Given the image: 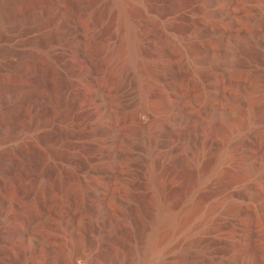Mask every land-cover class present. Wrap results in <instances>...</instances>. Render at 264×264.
Returning <instances> with one entry per match:
<instances>
[{
	"label": "rangeland",
	"instance_id": "rangeland-1",
	"mask_svg": "<svg viewBox=\"0 0 264 264\" xmlns=\"http://www.w3.org/2000/svg\"><path fill=\"white\" fill-rule=\"evenodd\" d=\"M130 27L135 33L157 32L163 42L162 84L153 90V101L178 125L167 139L174 160L164 168L165 202L183 218L174 242L190 227L199 229L207 214L202 243L207 261L192 257L190 263L235 258L226 244L231 235L221 230L220 203L231 188L229 173L240 169L253 203L241 221L249 230L245 249L260 255L264 248V131L237 153V167L226 179L212 173L224 134L240 125L248 96L263 85L264 0H0V264H51L63 246L74 248L79 238L83 253L119 264L120 258H133L135 242L144 243L154 219L152 192L142 182L125 186L119 177L126 178L127 162L113 168L119 177L108 200L91 204L103 222L111 223L119 201L131 199L135 232L98 245L99 229L81 215L78 194L87 175L109 163L98 148L103 135L95 134L93 124L112 127L124 154L123 140L136 123L133 107L110 115L115 93L128 92L127 101L134 103V76L129 73L122 87L112 75L91 84L80 64L101 71L114 48L118 59L124 58ZM243 42L249 50L241 68L225 76V54ZM186 52L190 64L182 62ZM94 92L100 100L82 105L84 95ZM188 146L206 151L197 167L188 161ZM128 163L141 171L140 164ZM44 181L53 185L54 195L40 192ZM177 250L170 252L171 260Z\"/></svg>",
	"mask_w": 264,
	"mask_h": 264
},
{
	"label": "bare ground",
	"instance_id": "bare-ground-1",
	"mask_svg": "<svg viewBox=\"0 0 264 264\" xmlns=\"http://www.w3.org/2000/svg\"><path fill=\"white\" fill-rule=\"evenodd\" d=\"M16 12V10L13 11L15 15H17ZM127 21L126 23L128 24L126 26H130L129 20ZM130 31L129 44L126 46L128 51L125 52L127 55L125 54L124 58L118 59L119 51L117 48L114 50V48L109 53L107 52L104 62L105 66L101 71L93 70L89 66L91 64L87 65L88 62L80 64V67L84 64L85 67H83L86 69V71L83 69L85 71V74L82 75L84 76L83 79L91 84H95L97 79L112 75L122 87L125 85L129 73L134 76V103L130 104L127 101L128 92L125 91L120 94L122 91L119 89L120 93H115L116 95L111 96L113 111H110V115L117 116L133 107L136 121L129 134L123 140L126 150L124 154L118 151L117 138L112 134L114 130L112 127L107 128L101 121L93 124L95 134L103 135L98 148L101 156L108 159L109 163L100 171L90 172L87 175L88 180L79 185L80 213L88 222L99 229L98 245L100 244V246L103 243L111 242L119 233L135 232V222L132 215L135 205L134 202L130 201L131 199L127 198L119 201L116 215L115 217L113 216L111 223L103 222L99 216V210L94 209L95 207H92L93 204L91 203L98 204L108 200L112 183L119 177L114 172V167L123 162H127L128 165V161L136 162L142 167L140 172L130 169V165H125L126 170L124 173L126 178H119L125 186L142 182L151 189V206L153 207L154 219L143 233L144 243L142 246L140 247L137 242L132 246L134 248L133 258L131 260L125 257L120 258L119 264H191L192 257L207 261V247L202 244L204 241L203 236L207 235V214H205V220H203L204 222L199 229L196 228L197 230L193 231L190 227V230H186L187 232L182 239L180 238L178 242H174V234L182 227L183 218L181 219V215L171 211L164 199L165 189L168 186L167 179H169H166L164 168L173 162L175 155L172 147L173 143L171 144L172 141L167 139L168 137L172 139L178 125L168 116L162 114L159 110L160 107L158 108L155 104L156 102L154 103L153 101V90L160 88L162 84L160 61L163 42L157 32L135 33L131 30V27ZM145 47L151 48L153 54L148 55L147 52L145 53ZM248 50L249 46L243 42L228 51L223 58L222 73L228 77L234 75L241 68L240 65H242L243 58ZM182 62L192 63V55L189 52L184 53ZM259 90V93L248 96L246 103H248L249 109H247L246 115L240 121V125L232 126L233 129L229 132L223 129L226 133L224 134L223 148L216 157V163L212 171L214 176L226 179L230 168L234 166L235 169L237 167L235 166L237 153L250 143V138H255L254 136L264 131V80ZM99 100L100 95L98 93H88L84 95L82 105H85L83 103H97ZM187 149L188 161L196 167L199 166L203 156L206 154L205 149L200 152H193L190 146ZM208 153L209 149L207 147V155ZM239 170L229 173L231 175L229 177L231 188L220 203L221 220L223 221L221 230L226 234L229 232L231 235L230 241L226 244L229 250L235 254V258L222 256L213 259V264H264V248L261 250L260 255L259 253H255L256 255L247 253L248 251L245 249L246 234L249 230L242 225L241 221L250 213L247 210L249 205L253 203H251L248 194V185L243 181L244 178L241 177ZM40 192L44 193V195H50L54 192V187L44 181L40 184ZM75 242L74 248L73 245L72 247L63 246L60 254L52 260V263L106 264L98 262L92 253H83L85 244L81 238ZM173 248L178 249L177 257L171 260L169 254ZM117 252L119 251L117 250ZM49 262L50 260H46L42 263L36 262L34 264H48Z\"/></svg>",
	"mask_w": 264,
	"mask_h": 264
}]
</instances>
